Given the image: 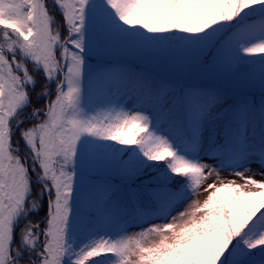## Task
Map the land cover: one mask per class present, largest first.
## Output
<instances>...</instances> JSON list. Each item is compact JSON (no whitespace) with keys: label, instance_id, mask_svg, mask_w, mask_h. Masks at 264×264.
Here are the masks:
<instances>
[{"label":"snow or ice","instance_id":"1","mask_svg":"<svg viewBox=\"0 0 264 264\" xmlns=\"http://www.w3.org/2000/svg\"><path fill=\"white\" fill-rule=\"evenodd\" d=\"M0 264H264V0H0Z\"/></svg>","mask_w":264,"mask_h":264},{"label":"rangeland","instance_id":"2","mask_svg":"<svg viewBox=\"0 0 264 264\" xmlns=\"http://www.w3.org/2000/svg\"><path fill=\"white\" fill-rule=\"evenodd\" d=\"M224 175H227V173H225ZM130 231H135V229H131Z\"/></svg>","mask_w":264,"mask_h":264}]
</instances>
